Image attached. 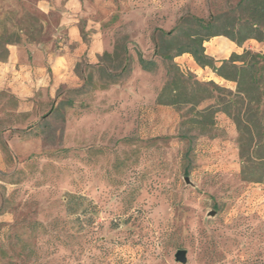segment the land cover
I'll return each instance as SVG.
<instances>
[{
	"label": "rangeland",
	"instance_id": "1",
	"mask_svg": "<svg viewBox=\"0 0 264 264\" xmlns=\"http://www.w3.org/2000/svg\"><path fill=\"white\" fill-rule=\"evenodd\" d=\"M240 1L0 0L1 62L17 47L57 57L72 24L84 50L59 85L51 74L48 91L27 101L34 112H19L23 100L0 91V264H183L182 249L186 264H264V184L243 180L236 125L219 114L211 133L185 139L189 107L157 103L168 80L160 31ZM140 55L159 68L142 70ZM175 63L236 90L192 56ZM37 120L38 138L10 137ZM12 139L21 140L13 150Z\"/></svg>",
	"mask_w": 264,
	"mask_h": 264
},
{
	"label": "trees",
	"instance_id": "2",
	"mask_svg": "<svg viewBox=\"0 0 264 264\" xmlns=\"http://www.w3.org/2000/svg\"><path fill=\"white\" fill-rule=\"evenodd\" d=\"M215 37H226L239 47L250 41L264 43V0H241L236 8L208 19L184 16L174 30L160 31L156 49L166 66L168 80L157 103L180 110L189 107L188 116L180 126L181 137L185 139H189L190 131L201 135L211 133L217 124V115L225 114L234 122L239 134L243 180L264 184V54L245 47L241 54L233 53L229 59L216 60L206 54L205 48V43ZM183 55L192 56L202 69L209 68L218 78L234 83L235 92L182 72L175 58ZM138 61L145 72L159 68L157 61L146 60L141 55ZM106 74L113 83L118 80L117 76ZM210 99H216V103L200 108ZM39 121L25 129H10L8 133L10 137L38 138L39 129L44 126ZM5 146L9 148L7 143ZM70 198L75 200L76 196L70 195Z\"/></svg>",
	"mask_w": 264,
	"mask_h": 264
},
{
	"label": "crops",
	"instance_id": "3",
	"mask_svg": "<svg viewBox=\"0 0 264 264\" xmlns=\"http://www.w3.org/2000/svg\"><path fill=\"white\" fill-rule=\"evenodd\" d=\"M67 30L68 43L64 47L66 50L57 57L53 55L47 56L36 48L30 49L33 54H28L27 51L17 47L12 49L10 57L6 62L0 61V91L8 90L23 100L19 105V112H34V110H36L35 102L27 101L33 99L38 90L42 89L43 91H48L51 85V74L56 79V85H59L61 81L60 77H65L70 73L72 63L76 59L74 56L83 54L84 50L82 52V46L79 44L80 37L78 26L75 24L68 25ZM72 44L78 45L76 53H71L69 49V45ZM245 47L252 50L262 49L261 51L264 52V43L256 41H250L244 47H239L226 37H215L205 43L206 54L216 60L229 59L233 53L240 54L243 52ZM141 57L143 56L141 55ZM204 70L211 72V75L217 78L221 83L225 82L218 78L212 70L208 68ZM54 86L52 85V91L55 88ZM36 119L35 114H30L29 122ZM15 142L19 143L21 140H8L10 149H15ZM31 142H39V140L35 139L33 141L31 140ZM3 155L4 153L0 145V157Z\"/></svg>",
	"mask_w": 264,
	"mask_h": 264
},
{
	"label": "water",
	"instance_id": "4",
	"mask_svg": "<svg viewBox=\"0 0 264 264\" xmlns=\"http://www.w3.org/2000/svg\"><path fill=\"white\" fill-rule=\"evenodd\" d=\"M187 182H189L188 179H187ZM212 215H214V213H212ZM187 254H188V252L186 250H184V249L179 250L175 255L176 261L179 263L186 264L188 261Z\"/></svg>",
	"mask_w": 264,
	"mask_h": 264
}]
</instances>
